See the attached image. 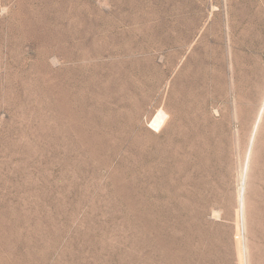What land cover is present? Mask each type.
I'll return each instance as SVG.
<instances>
[{
  "label": "rangeland",
  "instance_id": "rangeland-1",
  "mask_svg": "<svg viewBox=\"0 0 264 264\" xmlns=\"http://www.w3.org/2000/svg\"><path fill=\"white\" fill-rule=\"evenodd\" d=\"M245 240L264 264V0H0V264Z\"/></svg>",
  "mask_w": 264,
  "mask_h": 264
},
{
  "label": "bare ground",
  "instance_id": "bare-ground-1",
  "mask_svg": "<svg viewBox=\"0 0 264 264\" xmlns=\"http://www.w3.org/2000/svg\"><path fill=\"white\" fill-rule=\"evenodd\" d=\"M253 144H254V139H253L252 144H251V147L252 148H253ZM249 155H251V153ZM248 161H249V159H248ZM248 165H247V167H248ZM239 207H240V214H241V217H242V221H243V224L245 225V223H244L245 221L244 220H245V215H246V201H245L244 196L241 197V201H240V206ZM244 243H245L244 244V248H245V252L244 253H246L245 262H247L249 264L248 248H247L246 240H245Z\"/></svg>",
  "mask_w": 264,
  "mask_h": 264
}]
</instances>
